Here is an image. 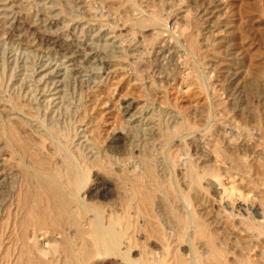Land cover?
<instances>
[{"label": "rangeland", "instance_id": "374dc122", "mask_svg": "<svg viewBox=\"0 0 264 264\" xmlns=\"http://www.w3.org/2000/svg\"><path fill=\"white\" fill-rule=\"evenodd\" d=\"M67 160L120 241L34 264H264V0H0V264Z\"/></svg>", "mask_w": 264, "mask_h": 264}, {"label": "bare ground", "instance_id": "6f19581e", "mask_svg": "<svg viewBox=\"0 0 264 264\" xmlns=\"http://www.w3.org/2000/svg\"><path fill=\"white\" fill-rule=\"evenodd\" d=\"M66 162L67 169L63 174L54 168L36 167L33 174L37 184L25 188L17 197V208L24 214L21 224L46 225L53 230L50 235L43 231L32 243L23 244L24 260L29 263H35L32 253L41 259L59 248L71 262H78L102 253L115 252L118 247L120 240L113 227H102L92 212L93 220L91 216L88 217L91 206L79 196L80 188H83L81 174L70 161ZM65 226L75 231L74 236L63 234ZM87 235L92 240H89L91 244L87 242Z\"/></svg>", "mask_w": 264, "mask_h": 264}]
</instances>
